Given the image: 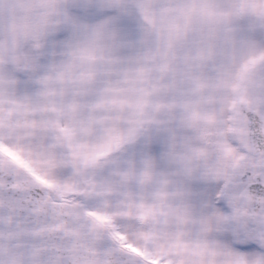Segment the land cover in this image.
<instances>
[{"label":"snow or ice","instance_id":"1","mask_svg":"<svg viewBox=\"0 0 264 264\" xmlns=\"http://www.w3.org/2000/svg\"><path fill=\"white\" fill-rule=\"evenodd\" d=\"M0 264H264V0H0Z\"/></svg>","mask_w":264,"mask_h":264}]
</instances>
